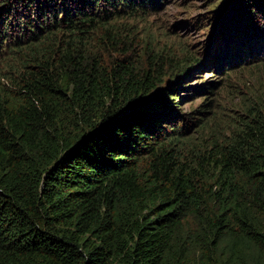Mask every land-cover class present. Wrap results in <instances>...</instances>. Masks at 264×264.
Instances as JSON below:
<instances>
[{
  "label": "trees",
  "instance_id": "1",
  "mask_svg": "<svg viewBox=\"0 0 264 264\" xmlns=\"http://www.w3.org/2000/svg\"><path fill=\"white\" fill-rule=\"evenodd\" d=\"M163 4L0 0V264H264V101L217 96L264 64V0L212 8L205 60L135 65L115 25Z\"/></svg>",
  "mask_w": 264,
  "mask_h": 264
},
{
  "label": "rangeland",
  "instance_id": "2",
  "mask_svg": "<svg viewBox=\"0 0 264 264\" xmlns=\"http://www.w3.org/2000/svg\"><path fill=\"white\" fill-rule=\"evenodd\" d=\"M162 2L163 6L148 15L145 21L130 18L120 20L115 25L118 31L122 30V38L126 35V27H133V33H130L131 38L127 43L120 44V50L126 52L124 56L131 54V60L141 67L146 64L152 49L160 51L152 53L156 55H163L162 50L170 52L172 57L164 59L162 63L165 68L181 65L193 55L205 60L215 27L216 15H210V11L214 6L221 8L228 3V0H162ZM247 67L250 68L238 69L228 77L221 94L217 95L220 103L219 123L239 116L241 106L249 100L264 101V64L254 68H251L252 64H249ZM213 75L215 76L214 72L197 73L185 85L197 86ZM194 93L193 88L182 89V97L187 95L191 97L176 101L180 103L182 118L185 117L183 114L195 112L196 108H200L201 97L206 95L204 93L194 95ZM192 97L194 102L190 100ZM214 127L220 129L219 125Z\"/></svg>",
  "mask_w": 264,
  "mask_h": 264
}]
</instances>
